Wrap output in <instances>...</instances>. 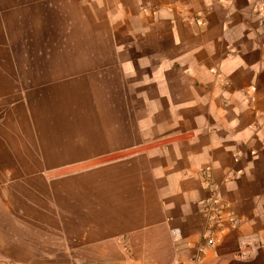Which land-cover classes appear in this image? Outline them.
<instances>
[{
	"label": "crops",
	"instance_id": "crops-1",
	"mask_svg": "<svg viewBox=\"0 0 264 264\" xmlns=\"http://www.w3.org/2000/svg\"><path fill=\"white\" fill-rule=\"evenodd\" d=\"M263 1L0 0V264H264Z\"/></svg>",
	"mask_w": 264,
	"mask_h": 264
},
{
	"label": "built area",
	"instance_id": "built-area-1",
	"mask_svg": "<svg viewBox=\"0 0 264 264\" xmlns=\"http://www.w3.org/2000/svg\"><path fill=\"white\" fill-rule=\"evenodd\" d=\"M259 21L264 26V1L258 9ZM207 186V195L198 201V211L203 218V229L199 241L191 246L193 252L190 259L193 262H203L208 252H213L223 237L231 230L240 226L241 220L232 212L231 204L221 198L219 184L210 176H203ZM230 177V176H228ZM171 235L176 238L178 229H173Z\"/></svg>",
	"mask_w": 264,
	"mask_h": 264
}]
</instances>
